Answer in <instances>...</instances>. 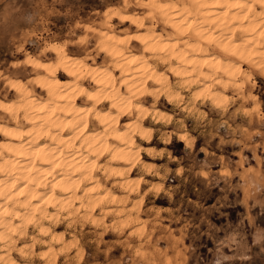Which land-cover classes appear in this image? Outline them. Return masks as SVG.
Wrapping results in <instances>:
<instances>
[{"label": "clouds", "instance_id": "clouds-1", "mask_svg": "<svg viewBox=\"0 0 264 264\" xmlns=\"http://www.w3.org/2000/svg\"><path fill=\"white\" fill-rule=\"evenodd\" d=\"M0 264H264V0H0Z\"/></svg>", "mask_w": 264, "mask_h": 264}]
</instances>
